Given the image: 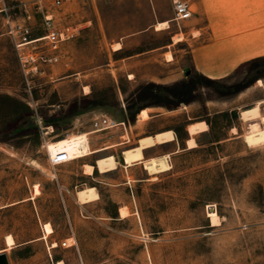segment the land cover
Instances as JSON below:
<instances>
[{
  "label": "rangeland",
  "instance_id": "374dc122",
  "mask_svg": "<svg viewBox=\"0 0 264 264\" xmlns=\"http://www.w3.org/2000/svg\"><path fill=\"white\" fill-rule=\"evenodd\" d=\"M173 3L0 0V249L12 234L11 264H264V102L259 118L241 117L264 99V48L254 42V56L205 78L192 49L207 35L189 45L184 36L193 18L156 29L172 19ZM250 6L264 34V0ZM47 15L68 39L58 63L27 78L7 29L26 22L32 38L41 36ZM143 108L151 118L137 122ZM102 114L119 125L96 131L92 121ZM197 121L209 129L188 149V124ZM171 129L172 146L146 157L136 147ZM63 149L73 159L52 165L50 155ZM165 153L168 171L138 162ZM108 156L118 168L98 170ZM87 164L96 165L93 175ZM47 222L54 231L41 238Z\"/></svg>",
  "mask_w": 264,
  "mask_h": 264
},
{
  "label": "crops",
  "instance_id": "0c3cea01",
  "mask_svg": "<svg viewBox=\"0 0 264 264\" xmlns=\"http://www.w3.org/2000/svg\"><path fill=\"white\" fill-rule=\"evenodd\" d=\"M194 4L195 7L192 10V16L190 18V19L193 18L194 24L192 25V27H187L184 36L187 37V41L189 45L190 44L189 41L191 42L199 41L201 40L202 36H204L205 34L207 35L205 41H200L196 43L193 46H197V47L192 49L194 68L201 75L204 76L207 75L208 77L211 78L224 77V75L229 74L233 68L242 64V62L246 60L245 59L246 57L244 56L247 57L254 56L253 54L254 42H258V44L260 43L259 47L264 48V34L263 33L259 34L260 33L259 25H258L259 22L257 21V19L253 20L251 8H250L251 0H195ZM190 19H186V20H190ZM170 21L171 19H168L159 23L169 22V26H170ZM169 26L166 28L156 27V29L158 30L167 29L169 28ZM193 29L197 30L198 34H192ZM261 36L263 37L261 38ZM178 40H181V38H178L176 41ZM122 45L123 44L119 42L115 50H122L123 49ZM262 53H264V50L262 51ZM148 109L151 118V113L153 111L151 108ZM139 114L140 112H138L137 115ZM162 131L164 130L156 131V132L160 133ZM156 132L153 133V135H156L157 134ZM189 138H190V133H189ZM175 140H177L176 137L171 142L156 144L152 148L145 149L144 150L145 157L146 154L149 155L153 153L154 148L156 147L165 146V145L172 146V143L175 142ZM127 141L124 140L122 142H127ZM112 146L113 145L100 147L99 149L95 150L97 151L95 153L97 154L103 153L104 151L110 149ZM177 151H179V149H176L174 152ZM123 152L124 150L122 151V162L124 159ZM172 153H165L160 155L171 156ZM154 156H158V155H154ZM72 159L73 156H71L69 160L64 162H68ZM121 164L124 165V163ZM93 173L92 174L87 173V174L93 175ZM119 209L121 208L119 207ZM41 238H43V236ZM2 251H8L7 246L5 248L0 249V252ZM61 261L64 264H66L63 259H58L56 261V264H59V262Z\"/></svg>",
  "mask_w": 264,
  "mask_h": 264
},
{
  "label": "built area",
  "instance_id": "2783aa9c",
  "mask_svg": "<svg viewBox=\"0 0 264 264\" xmlns=\"http://www.w3.org/2000/svg\"><path fill=\"white\" fill-rule=\"evenodd\" d=\"M69 0H53L56 7H60ZM28 14V18H29ZM192 16V7L189 0H174L172 21L180 24L190 19ZM47 32L41 36L31 37V27L26 22H10L7 33L15 45L17 58H19L20 68L24 76L35 73H43V66L53 65L60 61V56L56 52L59 50L61 42L68 39V34L62 29L53 25L52 17L45 16ZM48 46L54 53L46 54L43 47ZM43 68V69H41ZM41 123V121H40ZM119 125V121L111 118L106 114L95 117L92 121V127L96 130L113 129ZM41 128H43L41 126ZM71 158V154L67 149L50 155L52 165L64 163ZM67 241L63 242L66 246Z\"/></svg>",
  "mask_w": 264,
  "mask_h": 264
},
{
  "label": "bare ground",
  "instance_id": "6f19581e",
  "mask_svg": "<svg viewBox=\"0 0 264 264\" xmlns=\"http://www.w3.org/2000/svg\"><path fill=\"white\" fill-rule=\"evenodd\" d=\"M169 26V22H163L157 24V28H166ZM170 56V57H169ZM169 59H171V55H169ZM262 83L261 79L259 80V84ZM264 102V99H261V101H258L253 107L243 109L241 113L242 119L250 120V119H255L259 118L261 116V104ZM150 118V113L148 108H143L140 111V114L137 117V122H143L146 121ZM209 129V125L206 124L205 121H197V122H192L189 124L188 132L190 133V138L187 139L186 144L188 145V149L190 148H195L198 146L197 141L195 139V134L197 135L198 133L201 132H206ZM176 137L175 131L173 129L171 130H164L160 133H157L156 135L153 136H145L139 139V142L137 144L138 149H147V148H152L156 144L160 143H165V142H171L174 140ZM138 162H143L146 164L147 169L151 171L152 173H159V172H164L168 171L170 169V162L168 159L167 155H161V156H154L153 158H147V159H140ZM119 161L116 160L114 156H108V157H102L97 160L96 164L98 167V170L100 171H108L111 169H115L119 164ZM87 170L89 173H93L95 166L87 164ZM132 166V164H125V167L128 168ZM118 168V167H117ZM113 171V170H111ZM35 193L33 194V197L36 194L40 193L39 190V185H36L35 188ZM210 206V205H209ZM215 207L214 205H212ZM215 209L208 210L214 211ZM122 216L126 214V211L123 209L121 210L120 213ZM211 217V221L213 225H218L219 224V219L216 214L211 213L209 215ZM44 236L43 238H47L49 234H51L54 229L53 226L50 222H47L44 225ZM6 243L8 248H12V246L16 243V240L14 239V236L12 234H7L5 236ZM56 246V245H54ZM59 264H64L62 261L59 262Z\"/></svg>",
  "mask_w": 264,
  "mask_h": 264
},
{
  "label": "water",
  "instance_id": "95a60500",
  "mask_svg": "<svg viewBox=\"0 0 264 264\" xmlns=\"http://www.w3.org/2000/svg\"><path fill=\"white\" fill-rule=\"evenodd\" d=\"M215 209L212 205L208 207V210ZM0 264H11L10 263V258L8 257V254L6 251L0 252Z\"/></svg>",
  "mask_w": 264,
  "mask_h": 264
},
{
  "label": "trees",
  "instance_id": "16d2710c",
  "mask_svg": "<svg viewBox=\"0 0 264 264\" xmlns=\"http://www.w3.org/2000/svg\"><path fill=\"white\" fill-rule=\"evenodd\" d=\"M203 77H205V76H203ZM206 78V77H205Z\"/></svg>",
  "mask_w": 264,
  "mask_h": 264
}]
</instances>
